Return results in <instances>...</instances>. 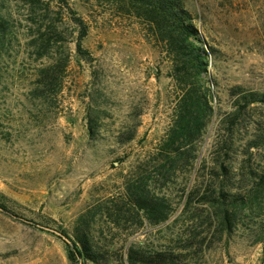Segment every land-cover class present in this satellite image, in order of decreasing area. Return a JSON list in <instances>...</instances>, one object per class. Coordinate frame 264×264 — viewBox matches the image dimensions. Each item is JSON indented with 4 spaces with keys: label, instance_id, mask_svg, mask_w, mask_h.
<instances>
[{
    "label": "rangeland",
    "instance_id": "1",
    "mask_svg": "<svg viewBox=\"0 0 264 264\" xmlns=\"http://www.w3.org/2000/svg\"><path fill=\"white\" fill-rule=\"evenodd\" d=\"M67 1L89 25L92 63L77 52L79 30L63 2L0 0L9 24L0 33V200L8 207L0 208V264H71L64 239L39 224L72 235L80 216L103 246L102 264H129L132 247L158 253L155 264H264V145H248L264 104L232 128L222 122L235 109L234 87L264 91V0H185L210 48L214 114L195 157L174 167L160 152L176 100L167 58L134 19L93 0ZM53 27L67 40L37 58ZM66 55L62 90L40 89L41 67ZM90 92L101 115L94 137ZM136 125L135 138L118 144L116 134ZM139 176L167 198V220L121 205Z\"/></svg>",
    "mask_w": 264,
    "mask_h": 264
},
{
    "label": "trees",
    "instance_id": "2",
    "mask_svg": "<svg viewBox=\"0 0 264 264\" xmlns=\"http://www.w3.org/2000/svg\"><path fill=\"white\" fill-rule=\"evenodd\" d=\"M69 9L72 21L77 26L79 34L76 37V48L81 59L92 63L93 55L83 46V40L89 32L86 20L77 15L67 0H59ZM92 1V0H89ZM108 5L111 11L124 19L135 20L144 32L145 37L165 55L169 64L168 76L172 78L175 87L176 100L172 121L166 135L160 143V152L166 156V161L173 167L178 159L186 154L195 157L194 146L204 136L214 114L213 91L210 77H208L211 52L206 44L196 16L186 5L185 0H93ZM8 19L0 13V33L7 31ZM66 41L55 28L45 30V41L41 44L37 58L48 54L50 47L60 41ZM70 62L66 55L55 65L41 67L37 76L42 90H52L58 93L63 88L65 71ZM235 99V109L226 115L222 122L232 128L242 113L264 104V91L246 90L241 86L232 89ZM87 108V129L89 135L96 136L99 131L100 111L91 106L93 93H89ZM85 98V97H84ZM116 134L118 144H124L135 138L137 125L128 126ZM249 147L264 145V123L256 126V133L248 143ZM170 166V165H169ZM170 170L169 168L167 169ZM123 195L125 200L121 205H128L136 211L145 212L147 219L153 223H160L170 216V204L166 197L158 195L150 189L149 181L137 177L136 183L129 182ZM0 208L8 210L0 200ZM121 208V206H119ZM116 210L109 211L114 216ZM232 217L225 214V223L229 227ZM71 242H66L71 264H102L107 259L103 246L95 240L88 220L79 217L72 235L67 234ZM258 242H264V221L258 225ZM140 249L129 248L127 261L129 264L158 263L160 255H145Z\"/></svg>",
    "mask_w": 264,
    "mask_h": 264
},
{
    "label": "water",
    "instance_id": "3",
    "mask_svg": "<svg viewBox=\"0 0 264 264\" xmlns=\"http://www.w3.org/2000/svg\"><path fill=\"white\" fill-rule=\"evenodd\" d=\"M39 226L42 227V228H45L47 230L53 231L56 234H58L59 236H61L65 241H67L69 243L71 242V240L69 239V237L67 235H65L62 231H59V230H57L55 228H51V227H48V226L40 225V224H39Z\"/></svg>",
    "mask_w": 264,
    "mask_h": 264
}]
</instances>
